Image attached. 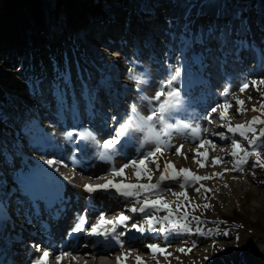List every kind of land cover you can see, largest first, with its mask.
Returning <instances> with one entry per match:
<instances>
[{
	"label": "rangeland",
	"instance_id": "obj_1",
	"mask_svg": "<svg viewBox=\"0 0 264 264\" xmlns=\"http://www.w3.org/2000/svg\"><path fill=\"white\" fill-rule=\"evenodd\" d=\"M110 2L113 9H101L102 20L78 26L68 42L53 49L67 53L61 59L71 70L78 68L75 77L52 79L54 74L63 72V64L51 61L35 66L30 63L35 56L27 62L20 58L7 61L0 50V178L11 186L8 200L13 195L27 199L18 201V208L27 211L26 214L30 212L28 220L36 224L32 225L45 228L42 218H35L39 216V209L23 194L28 185L44 187L48 183L50 187L51 179L57 177L73 189V192L67 191L60 202L66 208L77 209L78 213L83 209L92 217V213L100 215L104 207H123L121 212L131 217L128 227L132 223L147 227L146 216L134 217L142 213L130 211L133 206H141L145 194L140 195L137 204L135 198H124L117 192L88 193L84 185L108 181L157 183L165 166L173 164L176 169L187 168L195 175L212 177L186 187L181 186L183 177L165 181L161 185L164 191L148 195L149 199L162 198L173 209L181 205L173 218L189 223L192 231L162 232L159 229L163 222L158 223L157 231L141 233H148L150 237L140 247H130V253L118 250L123 240L116 242L119 258L109 257V264H138L137 256L142 258V264H264V166H261L264 165V147L259 149V164L252 155L241 166L242 171L235 170V162L240 157L229 155L233 151L231 139L240 140L242 148L249 152L253 146L238 133H228L226 127H222L246 124L254 117L264 120V110H260L264 103V84L256 83L264 80V72L257 70L258 54L264 52V9L259 6L255 12L244 3L238 6L236 13L237 5L232 0H133L129 1L135 3L132 6ZM70 51L75 58L68 56ZM47 67L51 74L40 71ZM176 67L182 69V78L176 81V86L184 96V104L174 113L172 122L206 129L201 136L204 140L211 139L212 144L200 146L186 130L173 132L169 138L171 146L155 157H148L145 174L138 178L130 160L139 164L142 153L155 148L154 143H144L143 133L137 132L131 143L119 146L111 160L99 157L95 143L82 141L79 136L72 140L66 137L69 131L88 129L100 142L114 138L125 114H131V105L134 104L142 116L150 114L149 105L141 95L153 97L159 83ZM130 69L147 80L140 90L129 78ZM232 72H235L234 78ZM196 78H204L203 88L193 85ZM245 81L249 86L241 91L240 86ZM224 90L229 91L231 107L227 117L222 119ZM55 96L52 105L43 102ZM237 100L244 104L239 105ZM217 105L220 107L212 113L211 109ZM254 106L256 111H253ZM241 107L245 110L238 114L237 109ZM255 127L258 134L264 124L257 123ZM157 128L159 130V126ZM220 131H224L228 139L211 135ZM252 135L248 134L249 139ZM204 152L209 153L207 158L198 154ZM217 157L222 159L214 163ZM47 160L54 163L49 165ZM201 162L205 166H201ZM125 164L129 167L123 175L111 171ZM58 185L63 188L61 183ZM205 189L211 191L206 193ZM185 191L187 199L177 195ZM2 198L10 201L6 200L5 191L1 192L0 200ZM189 204L199 206L184 207ZM205 204L211 207L202 208ZM185 210L189 211L187 221L182 215ZM234 211L242 215V226L219 225L223 224V217L231 216ZM121 212H117L116 218ZM153 214L163 218L168 216V210H153ZM198 215L204 221L199 225L205 230L203 236L195 231L197 223L192 220V216ZM72 216L70 218L74 219L76 214ZM217 220L220 223H214ZM67 225L62 223L60 234L65 233ZM149 244L159 245L166 252L154 253L147 247ZM36 245L35 250L30 251L31 256L50 250ZM180 249L191 251L181 252ZM52 253L51 249L50 255ZM86 257L78 264H90L92 259ZM32 260L27 259L25 264H31Z\"/></svg>",
	"mask_w": 264,
	"mask_h": 264
},
{
	"label": "snow or ice",
	"instance_id": "obj_2",
	"mask_svg": "<svg viewBox=\"0 0 264 264\" xmlns=\"http://www.w3.org/2000/svg\"><path fill=\"white\" fill-rule=\"evenodd\" d=\"M129 78L135 81L138 90H140L141 86L147 83V80L139 76L134 69H130L128 72ZM182 78V69L180 67L174 68L169 75L165 78V81H161L158 85V91L155 92L153 97H148L146 95H141V99L148 103L149 105V112L148 116L140 115L139 111L137 110L136 106L133 104L130 106L131 114H125L123 117V122L119 124L118 130L114 132V138L105 139L103 142L97 140L94 132L88 129H80L78 131H69L65 135L69 140L74 139L76 136L82 141H91L95 143L98 149L99 157L103 160H111L113 156L117 154L119 146H126L127 144L132 142L135 134L137 132L144 134V143H154L155 148L153 151L142 153V159H140L139 164H137L136 160H130V163L136 167L135 175L140 178L145 174V163L148 160V157H155L157 153H161L162 150L166 147L171 146V140L169 139L173 132L186 130L190 133V138L193 141L199 142L200 146H203L205 143L212 144V140H204L201 136L203 131L206 129H201L200 127H191L189 124L183 122H175L173 123L174 113L179 111L184 104V96L178 86H176V81ZM257 84H264V80H260L256 82ZM249 86L248 82L245 81L241 86L240 90L244 91ZM166 89H168L166 91ZM258 90V89H257ZM229 92L224 93V104L222 107L224 108V112H221V118L225 119L227 117V111L230 109L231 105L228 101ZM239 105H243L244 101L237 100L236 101ZM213 107L211 109L212 113L217 111V108ZM245 109L243 107L237 109V113L243 112ZM256 107H253V111H256ZM260 110H264V103L260 105ZM115 120V117L113 118ZM210 120V117H208ZM257 123L264 124V120H261L258 117H254L251 122L242 125H231L227 124L222 127H226L228 133L236 134L238 133L240 137H243L248 141V144L253 146L252 151H246L242 148L240 140L236 138L231 139V144L233 146V151L229 154L231 157L240 158L235 162V170L242 171V165L247 163V160L250 156L255 155L257 157V163H260V151L261 147H264V128L259 129L257 134V129L255 125ZM159 126V130L157 128ZM252 133V138L249 139L248 134ZM213 137L219 136L221 139H228L226 133L224 131L220 132H213L211 134ZM182 148V146H181ZM181 149L178 148L177 152ZM241 153H243L241 155ZM199 155L204 156L205 158L208 157L209 153H198ZM130 159V158H129ZM222 158L217 157L214 158V163H219ZM47 164L52 165L54 163L53 160H47ZM201 166H205L203 162H201ZM264 166V165H261ZM129 167L128 164L123 165L120 169L112 168V172L115 175H123L124 170ZM159 165H157V168ZM227 171V169H226ZM220 175V174H216ZM180 177H183V184L182 187L190 186L197 181H201L204 179H211L212 177H201L195 175L191 172L190 169H176L173 164H167L165 166L164 172L160 176V180L157 183H115L113 181H108L103 184H86L84 185V190L88 193H95L100 190H109L115 189L117 193H119L124 198H135L134 203H140L139 197L143 193L145 194V199L139 208L133 206L130 208V211L133 213H144L146 216V225H138L136 223L131 224V229L136 230L139 233H144L146 231L155 232L157 231L156 224L163 222V227L159 230L162 232H169V231H188L191 232L192 228L190 227L189 223L184 222L182 223L179 219H174V215L176 212L181 210V205L177 204L176 208L173 209L171 205L165 202L162 198L157 199H149L148 195H151L153 192L159 193L164 191L165 189L161 187L163 182L165 181H176ZM151 176L149 175V180ZM201 187H204L201 185ZM200 189H197L199 192ZM211 189H205V192H210ZM179 196H184L187 199V192H181L177 194ZM30 198L32 200L33 206L38 210L39 204L38 202L42 199V197L37 193H30ZM207 199V196H206ZM198 207L199 205H185L184 207ZM204 208L211 207L210 204L203 205ZM160 209H167L168 216L163 218H158L156 215L153 214V210H160ZM147 210V211H146ZM183 220L187 221L189 217L188 211H183ZM131 217L124 215L123 212L115 218L114 220H108L105 218V214L103 212L100 213L98 221L90 225L89 228H85V224L88 223L86 215H81L77 219V223L73 227V232H85L88 235L96 236L98 238L103 239L106 244L111 245L112 243L120 242V237L125 235L124 232H118L117 227L123 225L127 227V221H129ZM192 220H195L197 223V228L195 231L199 233L201 236L205 235V230L200 228L199 225L204 223L201 218L192 216ZM214 223H220V221H216ZM110 226V227H109ZM212 230H208L210 234ZM218 231V229H217ZM227 235V233H224ZM195 246V245H194ZM147 247L155 252H166L165 249L161 248L159 245L156 244H149ZM181 252L188 251L190 252L191 249H180ZM167 255H171V253H166ZM66 255L62 250L60 254L56 257L57 260H62L63 257ZM50 256L48 251H44L42 255L38 256L35 260L31 261V264H47V260ZM138 264H142V258L137 256Z\"/></svg>",
	"mask_w": 264,
	"mask_h": 264
},
{
	"label": "trees",
	"instance_id": "obj_3",
	"mask_svg": "<svg viewBox=\"0 0 264 264\" xmlns=\"http://www.w3.org/2000/svg\"><path fill=\"white\" fill-rule=\"evenodd\" d=\"M110 1L124 5L133 0H0V50L4 60L14 61L20 58L27 62L35 56L33 62H30L35 66L42 63L49 64L51 61L57 62L58 65L63 64L65 61L61 58H64L67 53L53 51V49L68 42L78 26L83 27L92 21L102 20L103 18L99 17L101 9L105 7L113 9ZM232 1L237 5L234 8L236 13L238 6L244 3H247L255 12L260 7L264 9V0ZM129 4L135 5V3ZM68 56L76 57L72 55V51ZM258 59L257 70L263 73L264 52L258 54ZM63 65V72L52 74L54 76L52 79L75 77L78 68L71 70L66 63ZM40 71L50 72L48 67ZM234 73H231L233 78ZM54 101H56V96L43 102L52 105ZM201 207L204 208L203 205ZM222 221L223 224L219 225L225 226L226 224L228 227L233 225L239 227L243 224L242 215L238 211H234L231 216L223 217Z\"/></svg>",
	"mask_w": 264,
	"mask_h": 264
},
{
	"label": "bare ground",
	"instance_id": "obj_4",
	"mask_svg": "<svg viewBox=\"0 0 264 264\" xmlns=\"http://www.w3.org/2000/svg\"><path fill=\"white\" fill-rule=\"evenodd\" d=\"M198 79L199 78H196L195 80H198ZM201 79L203 80L202 85H205L204 78H200V80ZM195 85L198 88H203V86L199 83H195ZM35 180L43 181L42 179L40 180L37 178ZM5 181L0 178V196H1V192L3 193V191H5L6 197H7L6 200H8V197L10 195V194H8V192H9L11 186L6 183L7 181L6 182ZM50 182L52 184V186H50V187L48 186V183H47V186L44 185V187L36 185V184H30V185H28L27 190H25L24 194H23L24 197H26V198L30 197V193H37L40 196H42V199L38 202V204H39L38 215L39 216H35V218L41 217L42 220L44 221L43 224H44L45 228L35 227L34 225H36V224H34V222H31V220H28V218L31 217L30 212L26 214L25 212H27V211H25L24 213L21 214V216L23 218L21 220L17 219L19 222L17 220L9 221V219H7V221H9L11 227L7 226L5 229V232H2V236L8 235L9 241L7 242V244H10V245H14L15 243L20 242V241H18V239H16V238H19L15 234L16 232L22 231V232L27 233L29 236H31L33 239L31 240L30 245H28V247L30 246L28 248V254L30 255V260H32V259L35 260L38 256L43 254V251H40V252H38V253H40V255L38 254V255H32L31 256L30 251L34 249L31 247V245H36L33 240H35L38 243L36 245L37 247L40 245V248H42V249L49 248L50 249L48 251L49 253L51 252V249H52L53 253L49 256V258L47 260V264H78V263H81L82 258L85 256L92 259L90 261V264H109V260H108L109 257H114L115 259L119 258L118 254H116L118 250L121 251V249H123L126 252L130 253L131 252L130 247H132V248L140 247L141 244L150 237V234H148V233L144 235V234L137 232L134 229H131V227H128L130 225L129 224L127 227H124L123 225H120L117 227L118 232H124L125 233V235L120 237V239L124 241V243H122V245H120V246H122L121 248L118 247L117 245H115V243L108 245L101 238H98V237H95L92 235L85 236V235H82L80 232L77 233L72 238L69 237V239L67 240L68 235L63 237V234H60V232H59V230H61V228L59 229V227L62 226V223H64V224L68 223V225L64 228V231L71 228L73 226L74 219L77 217V215H79L81 212H83V209H81L82 211H80L78 213L79 210H77V209H74L72 207L70 209L66 208L64 206V203L62 204L60 202L63 201L62 198H64L66 196L67 191L73 192V189H71V187H69L60 178H53V179H51ZM58 182L63 185V188H61L58 185ZM80 182H85V180L84 181L81 180ZM64 186L67 187V189H64ZM31 187H33L34 190L30 191L29 189H31ZM100 191L102 192L105 190H100ZM100 191H97L96 193H98ZM107 192L115 193L116 191H115V189H109V190H106L105 193H107ZM9 200L10 201H12V200L20 201V200H27V199H25L23 197L22 198L21 197H14V195H13ZM0 203H4V199L0 200ZM21 203H23V202L21 201ZM25 206H26V204H25ZM122 208L119 207V209H118V208H115L114 206L106 207V208L104 207L102 212L105 214V216L112 217V219H108V220H114L117 216V212L123 211ZM2 211H4L3 208H2ZM2 211H1V213H2ZM73 213L76 214L74 219L70 218V216H72ZM92 214H93L92 217L89 216L91 214H89V213L86 214L88 217V219H87L88 223L87 224H93V223H96L98 221L99 215H97L96 213L95 214L92 213ZM134 215H135L134 217L140 216V218L145 216L144 213H142V215L141 214H134ZM128 223H131V220L127 221V224ZM32 224H34V225H32ZM87 224H85V226H87ZM74 225H75V223H74ZM141 225H142V223H141ZM50 237H52V238H50ZM53 239H55V240H53ZM0 240H1V232H0ZM55 241H58V243H55ZM2 243L3 242H0V248L4 249L6 246L2 245V247H1ZM116 247H118L117 251H115ZM42 249H40V250H42ZM37 250H38V248H37ZM61 250L64 253H66V255L63 257L62 260L59 261V260H56V257L60 254ZM135 250L138 251V248ZM4 259L5 260L7 259V255L4 256ZM21 264H25V261H22Z\"/></svg>",
	"mask_w": 264,
	"mask_h": 264
}]
</instances>
